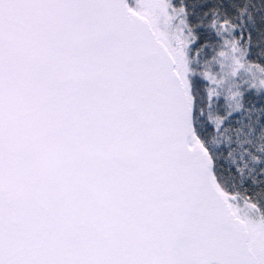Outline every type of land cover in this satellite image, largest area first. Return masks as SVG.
<instances>
[{
	"label": "snow or ice",
	"instance_id": "snow-or-ice-1",
	"mask_svg": "<svg viewBox=\"0 0 264 264\" xmlns=\"http://www.w3.org/2000/svg\"><path fill=\"white\" fill-rule=\"evenodd\" d=\"M63 15L0 0V110L26 39ZM89 16L108 75L68 102L104 142L102 206L65 228L0 196V264H264V0H92ZM30 164L0 155V181Z\"/></svg>",
	"mask_w": 264,
	"mask_h": 264
},
{
	"label": "clouds",
	"instance_id": "clouds-1",
	"mask_svg": "<svg viewBox=\"0 0 264 264\" xmlns=\"http://www.w3.org/2000/svg\"><path fill=\"white\" fill-rule=\"evenodd\" d=\"M48 3L64 10L63 19L26 39L11 85L17 106L0 110V155H27L31 164L4 173L0 196L67 228L102 206L99 181L107 170L102 137L68 101L104 83L108 66L102 38L86 29L92 0Z\"/></svg>",
	"mask_w": 264,
	"mask_h": 264
}]
</instances>
